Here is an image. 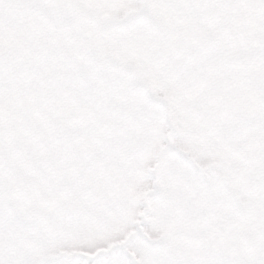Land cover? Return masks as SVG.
<instances>
[{"label":"snow or ice","instance_id":"1","mask_svg":"<svg viewBox=\"0 0 264 264\" xmlns=\"http://www.w3.org/2000/svg\"><path fill=\"white\" fill-rule=\"evenodd\" d=\"M0 264H264V0H0Z\"/></svg>","mask_w":264,"mask_h":264}]
</instances>
